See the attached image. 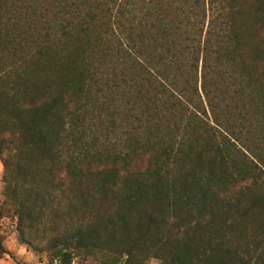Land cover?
Instances as JSON below:
<instances>
[{
  "label": "trees",
  "instance_id": "16d2710c",
  "mask_svg": "<svg viewBox=\"0 0 264 264\" xmlns=\"http://www.w3.org/2000/svg\"><path fill=\"white\" fill-rule=\"evenodd\" d=\"M0 161L50 263L264 264V0H0Z\"/></svg>",
  "mask_w": 264,
  "mask_h": 264
},
{
  "label": "rangeland",
  "instance_id": "374dc122",
  "mask_svg": "<svg viewBox=\"0 0 264 264\" xmlns=\"http://www.w3.org/2000/svg\"><path fill=\"white\" fill-rule=\"evenodd\" d=\"M2 174L3 165L0 161V201L2 199ZM0 234L4 238V244L7 253L0 259V264H63L59 261L50 263L46 254L35 251L31 246L21 243L17 238L12 221L9 218L0 220ZM71 264H122L119 261H102L93 257L83 258L76 257ZM148 264H160L156 259L148 262Z\"/></svg>",
  "mask_w": 264,
  "mask_h": 264
}]
</instances>
